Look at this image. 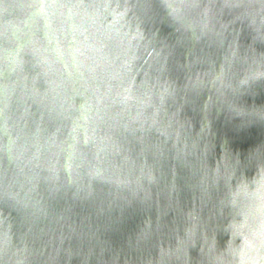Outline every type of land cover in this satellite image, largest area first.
<instances>
[{"label": "water", "instance_id": "1", "mask_svg": "<svg viewBox=\"0 0 264 264\" xmlns=\"http://www.w3.org/2000/svg\"><path fill=\"white\" fill-rule=\"evenodd\" d=\"M0 264H264V0H0Z\"/></svg>", "mask_w": 264, "mask_h": 264}]
</instances>
